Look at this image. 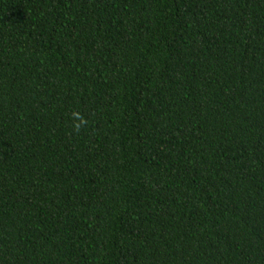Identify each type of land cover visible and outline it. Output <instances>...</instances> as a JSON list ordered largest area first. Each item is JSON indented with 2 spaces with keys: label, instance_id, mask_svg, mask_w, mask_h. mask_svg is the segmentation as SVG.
Here are the masks:
<instances>
[{
  "label": "trees",
  "instance_id": "trees-1",
  "mask_svg": "<svg viewBox=\"0 0 264 264\" xmlns=\"http://www.w3.org/2000/svg\"><path fill=\"white\" fill-rule=\"evenodd\" d=\"M0 264H264V0H0Z\"/></svg>",
  "mask_w": 264,
  "mask_h": 264
}]
</instances>
